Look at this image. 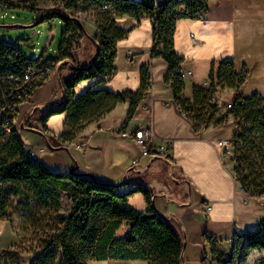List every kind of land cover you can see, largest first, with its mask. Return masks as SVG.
<instances>
[{"label":"trees","instance_id":"obj_1","mask_svg":"<svg viewBox=\"0 0 264 264\" xmlns=\"http://www.w3.org/2000/svg\"><path fill=\"white\" fill-rule=\"evenodd\" d=\"M210 1L163 0L156 5L153 0L140 4L125 0H86L93 6L107 3L113 12L97 10L94 18L99 33L90 38L95 52L92 61L84 68L72 66L69 62L73 59L72 43L79 40L85 30L78 18L61 17L65 30L57 56L45 61L52 64L60 62L58 70H71V76L61 80V103L48 113V117L65 115L66 130L57 140L71 143L87 125L101 121L120 104L129 105L124 122L132 120L149 88L148 65L140 67V87L135 93L112 92L100 86L114 76L116 44L128 34V30L116 26L115 19L129 17L139 20L142 16L155 26L150 58L167 64L163 81L172 89L178 110L192 122L196 132L206 129L218 111L214 100L217 91L223 88L233 90L232 108L228 110L225 106V109L236 128L231 138L234 180L249 198L264 199V100L258 94L249 98L242 96L248 73L242 70L236 74L233 61L221 59L211 64L207 88L194 87L191 100L183 96L184 81L178 74L183 59L173 47L175 23L179 20H203ZM72 4L70 2L68 6L72 7ZM40 14L36 24L58 16L56 11ZM85 81L93 83L75 96L74 89ZM223 120L216 121L214 125H221ZM31 153L15 133L0 144V190L6 185H25L31 191L32 199L26 196L25 204L18 206L28 211L27 220L35 230L50 232L37 241L39 254L29 264H87L88 261L184 264L181 235L156 214L150 206L151 193L143 186L120 192L124 184L103 183L87 174L51 172L42 163L33 161ZM12 193L18 195L19 192L14 190ZM136 193H140L149 205L147 211L138 212L129 207L128 199ZM31 201L36 205L35 210L29 206ZM0 203V217L4 219L6 210ZM42 210L47 211L44 216H40ZM49 212L54 214L50 219L52 226L50 222L46 224ZM211 248L217 264H235L236 260L243 262L250 251H264V219L249 234L235 237L231 253L219 252L213 244ZM5 255H2L3 260ZM14 259L19 264L20 260Z\"/></svg>","mask_w":264,"mask_h":264},{"label":"crops","instance_id":"obj_2","mask_svg":"<svg viewBox=\"0 0 264 264\" xmlns=\"http://www.w3.org/2000/svg\"><path fill=\"white\" fill-rule=\"evenodd\" d=\"M115 23L119 29L128 30V34L116 44L114 76L100 87L112 92L135 93L140 87V67L147 64L150 84L144 100L131 121L124 122L128 103L117 105L101 121L87 125L71 143L57 140L66 130L65 115L52 117L45 123V130L57 145L51 152L39 147V156L50 160L59 155L64 172L76 166L77 174L92 175L103 183L112 181V185L124 184L120 192L143 186L151 193L150 206L156 214L181 235L184 264L201 263L210 244L205 235L217 239L215 249L219 251L233 225L252 231L264 219L261 199H251L238 190L232 158L221 156L216 147L218 140L232 138L236 130L225 109L233 101L234 92L227 88L217 91L214 100L218 111L206 129L196 132L192 122L178 110L172 89L163 81L167 64L150 58L154 40L150 20L122 17L115 19ZM82 38L78 40L80 44ZM173 47L183 59L181 69L192 73L184 80L185 99L191 100L194 87L209 86L213 62L231 59L236 74L242 70L248 73L242 96L249 98L258 94L264 100V0L210 1L203 20L175 23ZM94 52L91 46H86L81 57L69 63L87 67ZM61 72L65 75L59 77L60 86L62 79L71 76V70L57 69L50 76ZM92 83H80L74 89L75 96ZM39 89L23 106L39 102L35 98ZM219 101L224 102L221 107ZM221 119H224L221 125H214ZM146 126L151 127L155 144L165 142L169 146L168 161L140 157L134 141L120 136ZM82 143H86L85 149L79 148ZM31 151L35 156V151ZM56 151L62 152L53 153ZM39 156H35L37 161ZM134 160L137 161L135 165L132 164ZM128 205L138 212H145L149 207L140 193L132 195Z\"/></svg>","mask_w":264,"mask_h":264},{"label":"rangeland","instance_id":"obj_3","mask_svg":"<svg viewBox=\"0 0 264 264\" xmlns=\"http://www.w3.org/2000/svg\"><path fill=\"white\" fill-rule=\"evenodd\" d=\"M41 10L29 11V10H16L12 13H8L4 18L0 14V42L19 49L26 57L30 59L42 58L47 61L54 59L57 56V50L61 42L62 34L65 30V26L61 17L74 16L80 20L81 25L85 30V34L82 35L83 42L80 44L78 40L72 43V57L77 60L86 50V46H91L92 51H95L94 45L88 38H93L96 30L95 15L97 13L96 6L88 5L86 11L81 16H75L71 11H64L58 9L57 15L48 21L36 24L40 13L50 12V7L57 6L54 0L41 1L39 3ZM47 9V10H46ZM65 75L61 73H55L53 77H50L45 84L40 86L35 96L36 104L28 107L22 105L19 108L21 118L17 123V135L26 149L35 151V156H39V147L41 150L52 151V147L57 145L51 136L45 130V123L52 119L54 116L48 117V113L51 109H55L62 101V91L59 85V77ZM51 76V75H50ZM224 102L219 101L218 104L221 107ZM228 103V102H226ZM21 126H23L21 128ZM62 151H56L53 153H59ZM72 160L71 156H68ZM39 160L43 162L47 169L51 172H64L60 166L61 157L56 155L50 160L45 156H39ZM38 160V162H40ZM41 163V162H40ZM112 184V181L109 182ZM17 190L18 195L12 192ZM32 199L31 191L25 185H6L0 190V202L4 204L6 210V217L3 219L0 217V264H16L15 261L18 258L19 264H29L30 261L39 254L37 250V241L42 235H47L49 231H38L27 220L28 211H24L18 205L25 204V198ZM1 204V203H0ZM260 204L264 207V199H261ZM31 210H35L36 205L33 201L29 203ZM46 210L40 211L44 216ZM64 214L65 212H59ZM53 212L47 214L46 224L52 226L50 219L53 217ZM54 222V221H53ZM47 226L43 225L42 227ZM34 235V236H33ZM33 236V237H32ZM43 238V237H42ZM35 239V241H34ZM225 242V240H224ZM219 252L224 254L231 253V249L228 244L223 243V246L219 248ZM5 255V259H2V255ZM203 255V254H202ZM7 258V259H6ZM87 264H149L144 261L135 262H93L88 261ZM185 264H202L200 261ZM235 264H264V251L253 250L250 251L243 262L235 261Z\"/></svg>","mask_w":264,"mask_h":264},{"label":"built area","instance_id":"obj_4","mask_svg":"<svg viewBox=\"0 0 264 264\" xmlns=\"http://www.w3.org/2000/svg\"><path fill=\"white\" fill-rule=\"evenodd\" d=\"M41 1H49L52 3L53 0H0L1 17L4 18L8 13L16 10H41V6L39 5ZM125 1L132 4H140L146 0ZM162 1L153 0L156 5ZM70 2H73L72 7L68 6ZM54 3L57 6H51V11H57L58 9H63L64 11L72 10L71 12L77 17L83 15L88 7L86 0H54ZM96 8L102 13L113 12V8L107 3H100ZM139 19L144 18L140 16ZM95 27V33H99L98 27L96 25ZM152 27L155 28L153 24ZM59 65L60 62L52 64L43 61L42 58L30 59L20 50L9 47L4 48L0 42V144L6 142L13 133L17 134L19 108L30 101L33 93L47 81L50 75L58 69ZM178 74L183 81L192 75L191 71L182 69ZM239 103L242 104L243 102L239 101ZM231 108L232 102L226 105V109L230 110ZM180 113L184 115L182 112ZM120 136L134 141L139 149L140 157L168 161L169 146L165 142L159 144L154 143L155 138L150 126L139 127L130 133H121ZM86 147V143H82L79 146L80 149H85ZM216 147L220 150L221 156H233L231 138L218 140ZM31 156L33 161H37L32 153ZM136 163V160L132 161L133 165ZM238 190L240 191L239 187ZM250 232L251 230L243 229L237 224L233 225L231 233L225 239V242L232 250L235 237L242 234H249ZM204 238L210 244L204 252L201 263L217 264L216 256L211 248V244L215 246L217 239L210 234L205 235Z\"/></svg>","mask_w":264,"mask_h":264},{"label":"water","instance_id":"obj_5","mask_svg":"<svg viewBox=\"0 0 264 264\" xmlns=\"http://www.w3.org/2000/svg\"><path fill=\"white\" fill-rule=\"evenodd\" d=\"M91 61H92V60H91ZM22 127H23V126H21V128H22ZM75 170H76V166H75L74 168H72V169L69 170V174H70V175L76 174Z\"/></svg>","mask_w":264,"mask_h":264}]
</instances>
